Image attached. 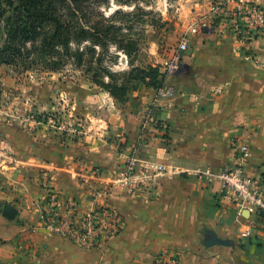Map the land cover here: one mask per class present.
<instances>
[{
  "label": "crops",
  "instance_id": "1",
  "mask_svg": "<svg viewBox=\"0 0 264 264\" xmlns=\"http://www.w3.org/2000/svg\"><path fill=\"white\" fill-rule=\"evenodd\" d=\"M222 12L216 26L192 33L186 50L177 43L183 68L163 66L160 87L137 79L124 102L109 92L94 99L86 135L67 138V146L50 139L26 145L20 135L0 134V264H152L163 251L178 253L181 264H264V224L243 238L255 215L223 198L218 180L195 174L234 167L235 142L250 146L246 173L263 174L264 37L241 50L227 27L231 18ZM148 109L163 124L143 131ZM119 144L137 150L141 159L191 174L162 177L157 196L114 193L109 202L122 214L124 228L99 248L52 235L40 210L42 170L52 169V185L61 193L88 204L65 169L87 162L117 172L123 164ZM7 204L15 217L5 214ZM212 234L225 243L205 245Z\"/></svg>",
  "mask_w": 264,
  "mask_h": 264
},
{
  "label": "rangeland",
  "instance_id": "2",
  "mask_svg": "<svg viewBox=\"0 0 264 264\" xmlns=\"http://www.w3.org/2000/svg\"><path fill=\"white\" fill-rule=\"evenodd\" d=\"M224 1L139 0L138 5H127L120 0H109L103 3L107 15L117 9L123 11L114 21L124 27L125 34L118 45H111L105 64L110 65L119 83L123 80L133 83L138 69L153 74L163 66L168 67L167 63L171 64L177 55V43L192 36L194 25L205 20L212 27L217 25L216 20L224 16L221 9ZM182 68L180 65L174 71ZM94 74V70L87 73L71 63L57 71L42 67L25 71L13 65H1L0 134L20 135L26 145L28 141L50 139L63 146H67L69 137L86 135L89 107L101 93L109 92L93 81ZM101 76L111 81L109 73Z\"/></svg>",
  "mask_w": 264,
  "mask_h": 264
},
{
  "label": "built area",
  "instance_id": "3",
  "mask_svg": "<svg viewBox=\"0 0 264 264\" xmlns=\"http://www.w3.org/2000/svg\"><path fill=\"white\" fill-rule=\"evenodd\" d=\"M231 2H236V6L227 9ZM223 3L221 9H225V13L231 18L227 27L236 35L241 50H248L253 41L264 37V10L260 0H226ZM211 28L212 25L205 20L194 25L191 32ZM178 47L180 50H186L188 38L182 39ZM167 65L170 71L177 69L180 66L179 56L176 55L174 61L171 64L168 62ZM157 94L161 95L163 91L158 88ZM149 124L159 127L163 124L151 109L146 113L143 131ZM233 148L237 161L234 167L219 173L206 167L197 169L195 174L207 177L210 182L218 180L223 198L239 209H245L255 215L250 220L249 228L241 233L242 237L246 238L252 236L258 224H264V168L260 177L248 175L246 164L251 154L250 146L247 143L235 142ZM119 150L123 164L117 172L87 162H80L65 169L69 178L77 182L80 191L88 197V204H84L76 196L61 193L52 185V169L42 170L43 194L39 203L47 231L85 249L99 248L106 241L120 235L124 228L122 214L109 202L114 193L122 191L128 196L141 193L157 196V186L162 177L191 174L188 170L169 167L156 160L141 159L137 150L127 148L123 144H119ZM152 264H181L180 255L163 251L155 256Z\"/></svg>",
  "mask_w": 264,
  "mask_h": 264
},
{
  "label": "trees",
  "instance_id": "4",
  "mask_svg": "<svg viewBox=\"0 0 264 264\" xmlns=\"http://www.w3.org/2000/svg\"><path fill=\"white\" fill-rule=\"evenodd\" d=\"M108 1L0 0V66L13 65L25 71L40 67L57 71L71 63L87 73L94 70L93 81L124 102L132 83L127 80L119 83L110 65L105 64L111 45H118L125 36L124 27L114 21L123 11L117 9L107 15L102 4ZM120 1L138 5L139 0ZM111 55L117 57V54ZM137 72V79L160 87L157 83L160 71L147 74L144 69H138ZM104 73H109L111 81L101 76ZM5 208L9 217L17 215L10 205Z\"/></svg>",
  "mask_w": 264,
  "mask_h": 264
},
{
  "label": "water",
  "instance_id": "5",
  "mask_svg": "<svg viewBox=\"0 0 264 264\" xmlns=\"http://www.w3.org/2000/svg\"><path fill=\"white\" fill-rule=\"evenodd\" d=\"M215 243H225V241L218 239L217 235L212 234L211 237H208V239L205 241V245L211 246Z\"/></svg>",
  "mask_w": 264,
  "mask_h": 264
}]
</instances>
